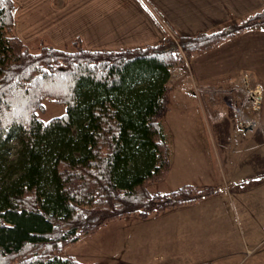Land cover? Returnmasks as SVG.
Returning a JSON list of instances; mask_svg holds the SVG:
<instances>
[{"label":"trees","instance_id":"16d2710c","mask_svg":"<svg viewBox=\"0 0 264 264\" xmlns=\"http://www.w3.org/2000/svg\"><path fill=\"white\" fill-rule=\"evenodd\" d=\"M15 4L0 0V264H94L63 248L125 215L146 218L211 196L185 184L149 193L170 167L161 125L170 70L249 29H264V9L179 44L91 49L72 39L30 49L13 32ZM50 98L65 112L43 121ZM76 129V134L73 130ZM20 144L5 160L7 141Z\"/></svg>","mask_w":264,"mask_h":264},{"label":"rangeland","instance_id":"374dc122","mask_svg":"<svg viewBox=\"0 0 264 264\" xmlns=\"http://www.w3.org/2000/svg\"><path fill=\"white\" fill-rule=\"evenodd\" d=\"M168 35L177 45L185 39ZM77 37L83 45L81 36L75 35L70 41ZM20 40L30 49L35 48L39 40L51 44L44 36ZM186 61L187 64H182L183 71L187 72L184 76L191 78L189 61ZM176 68H171L172 78L166 84L170 90L161 119L170 148V167L162 180L149 182L146 188L149 193H167L191 184L211 186L215 192L195 205L193 203L194 207L172 208L146 218L132 214L107 221L94 233L66 245L60 253L62 257L73 255L83 263L94 264H162L165 254L181 251V241L187 244L191 241L194 252L205 247L212 260L209 264H264V169L255 176L245 175L243 171H249L250 165L243 163V155L238 150L231 168H227L212 155L217 137L213 133L209 137L207 133L209 128H213L212 131L215 128H260L261 118L255 115L254 120L251 119L254 125L245 117L240 118L236 95L232 105H221L212 114L208 101L214 100V95L207 93L201 97L189 84H182V90L176 88L179 80L184 78H173ZM184 91L193 92L195 98ZM65 110V105L44 98L42 108L36 114L46 121L62 115ZM19 149L18 139L11 137L6 143L4 159L16 161ZM259 153L264 163V149ZM183 213L185 218L181 217ZM191 216L199 223L195 229L182 224L186 228L182 230L175 224Z\"/></svg>","mask_w":264,"mask_h":264},{"label":"crops","instance_id":"0c3cea01","mask_svg":"<svg viewBox=\"0 0 264 264\" xmlns=\"http://www.w3.org/2000/svg\"><path fill=\"white\" fill-rule=\"evenodd\" d=\"M13 1L14 33L23 41L44 36L52 45L62 46L77 35L82 37L84 47L91 49L143 46L163 40L168 33L177 38L209 33L264 9V0ZM91 36L95 39H90ZM188 61L192 79L185 75L176 88L182 90V84H190L193 80L197 85L218 90L213 93L214 100L208 101L212 114L221 105H232V99H235L236 94L223 90L242 82L258 88L261 100L256 115L261 118L260 128H215L214 131L209 128L207 133L209 137L212 133L217 137L212 155L227 168H231L238 150L243 155V163L250 165L249 171L243 173L250 176L260 174L264 169L259 153L264 149V29L242 31L207 51L193 54ZM184 93L195 98L193 92ZM192 205L175 209L194 207ZM181 217L186 215L183 213ZM175 224L182 230L186 229L182 224L190 229L199 225L195 216ZM191 243L181 241V251L165 254L162 264L212 262L205 247L194 252Z\"/></svg>","mask_w":264,"mask_h":264},{"label":"built area","instance_id":"2783aa9c","mask_svg":"<svg viewBox=\"0 0 264 264\" xmlns=\"http://www.w3.org/2000/svg\"><path fill=\"white\" fill-rule=\"evenodd\" d=\"M185 64H187V61L185 60ZM183 66L177 67L176 70H174L173 78H181L186 74V70L183 71ZM173 70H170V75L173 73ZM188 71V70H187ZM190 73V72H188ZM172 78L169 77V79ZM190 88L193 90V92L197 93L201 97L205 94L213 95V93L217 92L218 90L212 89V88H205L201 85H197L191 80L189 84ZM223 92L226 93H233L238 96L239 103L237 106V115L241 117H245L246 120H248V123H253L252 120L253 117L256 115V111H258L260 106V100H261V94L256 86H250L247 83L242 82L241 84H236L231 86L229 89L223 90ZM250 120V121H249ZM249 125V124H248Z\"/></svg>","mask_w":264,"mask_h":264}]
</instances>
